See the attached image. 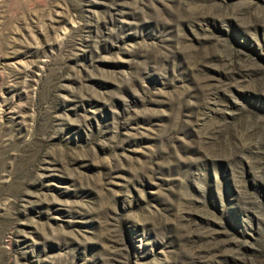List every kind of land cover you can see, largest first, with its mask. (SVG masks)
Segmentation results:
<instances>
[{
  "label": "rangeland",
  "instance_id": "374dc122",
  "mask_svg": "<svg viewBox=\"0 0 264 264\" xmlns=\"http://www.w3.org/2000/svg\"><path fill=\"white\" fill-rule=\"evenodd\" d=\"M0 264H264V0H0Z\"/></svg>",
  "mask_w": 264,
  "mask_h": 264
}]
</instances>
